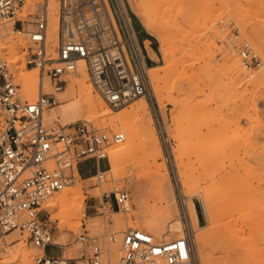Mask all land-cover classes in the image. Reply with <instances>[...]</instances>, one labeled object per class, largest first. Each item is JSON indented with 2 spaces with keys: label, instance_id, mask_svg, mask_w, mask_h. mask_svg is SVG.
<instances>
[{
  "label": "rangeland",
  "instance_id": "obj_1",
  "mask_svg": "<svg viewBox=\"0 0 264 264\" xmlns=\"http://www.w3.org/2000/svg\"><path fill=\"white\" fill-rule=\"evenodd\" d=\"M39 1L32 0V5H30L28 0V5L24 6L20 17L33 13ZM127 2L133 14L140 40L143 41L146 34H149L153 46L158 51V61L150 64V66L156 65V68L154 70L148 69L152 85V96L146 98L163 149V155L157 161L158 163L164 162L168 166L176 211L184 224L183 233L191 234L193 238L194 252L198 264H202L200 251L192 228L194 223L190 209L191 217L188 212V203H192V198L197 203L201 215L200 225L205 227L212 224L209 212H231L236 210L233 211L236 215L235 219L238 221L235 229L232 228L231 232L227 233L220 226L212 242L208 238L206 242H209L204 243L203 252L205 256L209 257L210 264H264V154L256 151L253 139L246 135L237 140L232 139L233 142L229 147L225 145L226 139L232 137L234 131H246L248 129L250 125L248 116L250 114L261 119L262 125L257 140L264 144V78L263 81L254 82H247L242 79L245 72L250 70L257 72L264 68V0H128ZM143 2L149 5V9L151 7V18L154 22H157V25L159 24L158 28L164 30L168 35L167 37L170 38L168 39L171 50L174 48L173 55L169 57L171 61L176 57L174 67L178 69L174 70L173 67L172 71H168L171 72L170 74L165 72L167 60L160 49V37L152 32L148 33L149 31L132 8L131 3L136 5ZM167 14H172V16L168 17ZM163 15H166V18H172L168 20L169 22L164 19L160 20L159 17ZM175 19L185 30L189 29L185 36H182L183 34L179 33L180 31H177V29L175 30L176 25L174 26V23H172ZM199 26L204 27V32L200 31L199 33L202 34L197 33L198 36H196L195 29L196 31L200 30ZM191 29H194V31L191 32ZM193 33L196 34L194 35L195 38H192ZM49 41L53 43L51 39ZM245 41H249L252 44L253 51L261 57V65L250 66L244 64L240 55V47ZM20 43L23 44L24 39H17L14 35L0 38L1 45H13V49L0 47V50L14 62L18 80L23 84L22 76L26 75L30 69L27 70L26 68ZM150 44L149 42V46ZM193 49L194 51H192ZM185 51L187 52L185 53ZM193 53L195 54L193 55ZM190 55L193 57H190ZM206 59H208L207 62ZM182 61L184 62L180 63ZM237 61L242 63L241 67L235 66ZM148 62L150 63L149 59ZM155 72H159L161 78L155 79L152 77V73ZM197 81H205L209 88L205 86L202 93L198 92L191 95V99L197 98L202 101H209L211 109L215 110L217 116L223 114L229 118V121L237 120L239 122V124L227 123L225 129L219 134L209 133L211 129L219 127L217 122L210 129L202 128L201 131L207 136L208 140L206 143L207 149L204 150L203 154L196 151L193 154V151H191V146L198 142L195 140L198 130L194 126L199 123V118H191L188 114L190 109L187 106L185 108L183 106L185 104L178 103L180 101L182 103V99H184L179 100V97H186L184 94L187 92V86L195 84ZM94 92L96 91L94 90ZM141 99L133 100L129 104L114 110L117 112L125 109L130 110L133 104L139 103ZM255 103L258 113L255 112ZM81 120L92 122L103 130L123 131L121 127L114 128L104 124L101 120L83 118L78 121ZM60 122L64 124L62 121ZM2 123L3 118L0 116V128ZM115 145L118 144H110L106 148L107 155L109 149ZM142 148L143 146H140L127 160L129 172L120 178L113 179L109 172H107L109 174L106 173V179L101 183H98L96 178H92L88 173H85V176L80 174V176L76 175L73 178L69 186L74 183L80 185L89 194L87 209L91 203H96V209L88 210L86 215H81L80 228L72 231L64 228L69 226L68 223H63L60 218L51 216L52 224L56 227L57 238L59 234L64 233L65 240H63L69 242L85 231L90 235H98L104 250L103 264H114L109 257V249L113 245L120 249L121 245L120 241H110L109 235L115 234L120 238L122 231L128 227H135L136 224L143 225L144 216L152 213L149 212V208L155 206V203H157V206L161 205L152 185L150 171L152 161L149 164L150 161L144 157L145 153ZM179 154L183 155V162H181V158H177V156L180 157ZM100 163L102 169H109L108 158ZM179 163H183V167L188 171V181L191 188L185 187L181 182L178 169ZM208 166L212 173H208ZM221 166L222 173L215 175V170L221 168ZM116 184L126 186L131 191V202L133 204L131 211L106 209L102 206V193ZM135 187L138 188L140 199L135 196ZM210 189L218 191L214 192L215 190L211 191ZM206 194L211 196L210 205L212 206H208V203L204 201ZM215 195L217 201H215ZM212 202L217 203L213 205ZM215 204L221 208L220 211H217L218 207ZM231 206L236 208L232 209ZM46 209L47 211L44 213L50 214L51 210L47 207ZM88 212L96 213L91 215ZM14 231L21 233L20 230ZM14 231L1 236L3 238L0 240V259L2 260L5 258L4 251L12 249L13 245L22 239L23 234L21 233L17 240H8L6 235ZM211 245L215 248L214 254L211 252ZM61 248L68 250L64 244H61ZM71 249H73L71 257L75 256L76 258L83 255L85 246L76 242ZM29 250L32 260L40 252L31 243H29ZM65 256H68V254L65 253ZM2 260H0V264Z\"/></svg>",
  "mask_w": 264,
  "mask_h": 264
},
{
  "label": "built area",
  "instance_id": "obj_2",
  "mask_svg": "<svg viewBox=\"0 0 264 264\" xmlns=\"http://www.w3.org/2000/svg\"><path fill=\"white\" fill-rule=\"evenodd\" d=\"M127 1L57 0L58 34L50 43L51 0H40L33 13L21 17L27 0H0V38L24 39L20 45L26 68L36 70L39 80L38 96L24 98L14 62L0 50V237L20 230L40 250L33 264H103L99 236L87 231L76 237L85 246L82 256L48 252L50 246L57 250L61 244L55 242L56 227L44 205L72 183L84 162H91L86 168L90 176L103 182L107 170L100 162L108 158L106 148L124 142L126 136L87 120L48 123L46 113L60 105L61 95L83 70L113 109L152 96L147 53ZM240 55L244 64H262L249 41L241 44ZM102 200L106 209H133L126 186L113 185L102 193ZM109 240L120 241L117 264H198L191 234L164 240L128 227L120 238L111 234Z\"/></svg>",
  "mask_w": 264,
  "mask_h": 264
},
{
  "label": "bare ground",
  "instance_id": "obj_3",
  "mask_svg": "<svg viewBox=\"0 0 264 264\" xmlns=\"http://www.w3.org/2000/svg\"><path fill=\"white\" fill-rule=\"evenodd\" d=\"M29 4L32 5V0H29ZM50 5L51 6H50V23H49V35H50L49 37L50 38L49 39H51L52 42H55L57 40V34H58L59 5H58V2L55 0H52V2H50ZM131 5H132L134 12L140 19V21L145 25L147 31L157 34L160 37L161 39L160 49L162 50L164 57L167 60V68L165 69V72L170 74L171 72H168V71H170L176 64V62L174 61L176 60V57L173 59V61H171V58L169 57L170 55H173L172 53H174V48L172 47L173 49L171 50L170 45H169L170 38L167 37L168 35L165 33L164 30L161 29L162 30L161 31L160 28H158L159 24L157 25V22L153 21V18H151V15H150L151 7L149 9V5L146 2H143L141 4L139 3L136 5L131 3ZM167 15L168 17L172 16V14L171 15L167 14ZM168 17L166 18V15H163L159 18H161L160 20L164 19L167 21L172 18V17L171 18H168ZM172 23H174L173 24L174 26L176 25L175 26L176 28L174 27L175 30L177 29V31H180L179 33L183 34L182 36H185L186 33L189 32V29L185 30L181 24H178L177 19H175L174 22ZM198 28L200 30L196 31L195 29L196 34L199 33L200 31L204 32L203 30L204 27L201 28V26H199ZM163 31L165 34L163 33ZM192 31H194V29L193 30L191 29V32ZM196 34L193 33L192 38H195L194 35ZM201 34L202 33H199V35ZM187 35H190V34H187ZM174 36H177V35H174ZM196 36H198V34ZM190 40L188 41L191 42ZM146 45L148 47L149 54L151 55L153 60L157 62L158 59L156 55L154 54L155 52H153L152 49L150 48L149 41H146ZM12 46L13 45H10V46L1 45L0 47L2 48L10 47V49H13ZM192 51H194V49ZM186 52L187 51H185V53ZM194 54L195 53H193V55ZM201 55L204 57L203 54ZM190 57H193V56L190 55ZM203 57L201 58L204 59L205 57L204 58ZM207 60L208 59H206L205 61L207 62ZM183 62L184 61L180 63H183ZM235 66L241 67L242 63L240 61H237L235 62ZM148 68L150 70H154L156 68V65H151V66L149 65ZM177 69L178 68L174 67V70H177ZM152 77H154L155 79H159L161 78V75L159 72H155V73H152ZM22 78H23V84H22L23 90L25 91V92L23 91L24 98H27V99L36 98L39 93V88H38L39 80H38V75L36 71L30 69V71L26 75H23ZM263 78H264V68H261L257 72L251 71V70L245 72L243 74L242 79H244L247 82H254V81H260ZM197 82L195 84L187 86L188 87L186 89L187 92L186 94H184L186 95V97H179V100L181 98H184L182 99L183 101L182 103L181 101L180 102L176 101V102L180 104H185L183 106L185 108L187 106L190 109L188 110V114L191 116V118H197V117L199 118L198 119L199 123L194 126L198 130L195 135V138H196L195 140L198 142L194 144L192 143L193 145L191 146V149H192L191 151H193L192 152L193 154L195 153V151L200 154H203L204 150L207 149L206 143L208 140H207V136H205L202 133L201 131L202 128L205 127L207 129H210L217 122L219 123L218 125L219 127L211 129L209 133L219 134V132L225 129V126L227 123L239 124V122L237 120L229 121V118L223 114L217 116L215 110L211 109L210 107L211 104L209 103V101L206 102V101L199 100L197 98L191 99L190 98L191 95L196 94L198 92L202 93L203 90L205 89V86L208 87L207 86L208 84L205 81H204L205 83L202 81L198 83ZM254 108H255V112L258 113V108L256 106V103L254 105ZM83 118H86L88 120L89 119L90 120L92 119L101 120L104 124L113 126L114 128L121 127L123 129L122 132H124L126 136L125 141L109 149V153H108V160H109L110 166H109V169H107V172H109L112 175L113 179L120 178L124 174L129 172L128 167H127V160H129V158L135 153V151H137V149L140 146H143L142 149L145 153L144 157L146 158V160L150 161L149 164L152 161V163L150 164L151 178H152V183H153L152 185L155 188V192L159 197V201L161 205L157 206V203H155V206H152V208H149L150 209L149 212H152V213L149 214L148 216H144V220H143L144 224L143 225L136 224L134 226L136 228L146 229L150 231L151 233L155 234L156 236L162 237L164 240H170L172 238L184 235L185 233V232L183 233L184 224L181 218L178 216L177 211H176L175 197H174L172 181H171V176L168 170V166L164 162L158 163L157 161V159L163 155V149L161 147L160 140L157 135V131L153 124V119L151 116V112L149 109L147 99L145 97H142L141 101L137 104L135 103V105L133 104L130 110L125 109V110H121L117 112L104 100V98L100 94L94 92L89 76L87 72L83 70L82 75L76 78L75 80H73L68 85L66 91L61 95L60 105L51 109L50 111L46 113V121L48 123H52L55 120H60L64 124H70V123H74ZM248 118L250 120V125L248 129H246V131H242V130L234 131L232 137L226 139L225 145L226 147H229L233 142L232 139L237 140L246 135L249 138L253 139V144L255 146L256 151L260 154H264V144L257 140V135L262 125L261 119L258 116L254 117L251 114L248 116ZM180 153L183 154L182 151H180ZM179 155L180 157L177 156V158H181V162H183L182 156L184 154L183 155L179 154ZM182 164L180 163L178 164L179 176H180L181 182L184 184L185 187L191 188L189 186V181H188L189 180L188 171L183 167ZM207 169H208L207 170L208 173L209 172L212 173V171L209 170V166L207 167ZM221 173H222V166L221 168L216 169L214 174L218 175ZM76 175L80 176V173H76ZM210 190L213 191L215 189H210ZM217 191L218 190H215L214 192H217ZM134 192H135V196L137 197V199H140L141 196L138 194L137 187L134 188ZM88 197H89V194L85 192V190L80 185H78L77 183H74L73 185L66 186L61 191L56 192L52 194L51 196H49L45 202V206L51 210L50 212V214H52L51 216L55 218H60L63 223H68L69 226L64 227V228H67L66 230H69V231H72L73 229L78 230L80 228V222L82 219L81 215L87 214L86 209H87V198ZM192 197H193V194H192ZM210 197L211 196L209 194H206L205 199H204V201L208 203V206L210 205V202H211ZM215 201H217L216 195H215ZM191 202L192 203H188L189 204L188 212L190 209L191 214H192L193 223H194L192 228H193V231L195 232V239L197 241L198 248L200 251V259H201L202 264H210L209 257L205 256L203 252L204 243L208 240V238H209V241L212 242L220 226L223 227L225 232L227 233L231 232L232 228L235 229L238 221L237 219H235L236 215L233 211H236V210H232L231 212H209L210 217H211L210 220L212 219L211 220L212 222L211 221L210 222L212 224L209 227H205V226L200 225L201 215L199 213L197 203L195 202L193 198ZM212 203L214 205V203H217V202H212ZM231 208L233 209L236 207L231 206ZM220 209L221 208L218 207L217 211H220ZM191 214L189 212L190 217H191ZM169 232H171V234H169ZM61 234L58 235V238L56 237L57 239L55 242L66 245L68 250L65 253L68 254L67 257H71V255L73 254L72 252L73 249L71 248L75 246L76 238L74 237L69 242H64L63 239L61 238ZM6 236L8 240L14 241V240H17L19 236H21V233H19L18 231H14L12 233L7 234ZM2 238L3 237H0V240ZM210 249H211L212 254H214L215 248H213V245L210 246ZM4 252H5V258L3 260L0 259L2 260L1 264H33V260L30 257L31 253L29 250V243L27 242L25 235H23L22 239L17 241V243L13 245L12 249H9V250L6 249V251ZM121 253H122L121 248L119 249L116 245H113L110 247L109 257L111 260H113L114 264L118 263Z\"/></svg>",
  "mask_w": 264,
  "mask_h": 264
},
{
  "label": "crops",
  "instance_id": "obj_4",
  "mask_svg": "<svg viewBox=\"0 0 264 264\" xmlns=\"http://www.w3.org/2000/svg\"><path fill=\"white\" fill-rule=\"evenodd\" d=\"M136 26V25H135ZM137 29V28H136ZM148 33H151V32H148ZM141 41V40H140ZM146 41H149L151 44H150V48L152 49V51L153 52H155L154 54L156 55V57H159V55H158V51H157V49L153 46V42H152V40H151V38H150V35L149 34H146V37L144 38V40L143 41H141L142 42V45H143V48L145 49V51H146V53H147V61H148V59H149V61H150V63H149V65L150 64H153L154 62H156L155 60H153V58L151 57V55L149 54V50H148V47H147V45H146ZM90 163L91 162H84L81 166H80V174L82 175H84L85 176V173H88L87 171H86V168H88L89 166L88 165H90ZM89 174V173H88ZM92 203L89 205V211H92ZM89 214H95L96 212H88ZM61 238L62 239H64V233L63 234H61ZM65 240V239H64ZM63 240V241H64ZM65 242V241H64ZM48 252H52V253H55L56 255H58V256H60V255H63V254H65V252H66V250H64L63 248H58L57 250H56V248L55 247H53V246H50L49 248H48Z\"/></svg>",
  "mask_w": 264,
  "mask_h": 264
}]
</instances>
